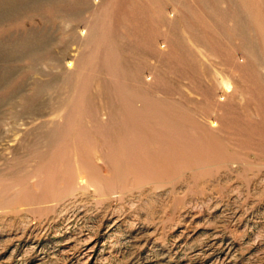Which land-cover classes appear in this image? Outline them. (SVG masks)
<instances>
[{
    "label": "rangeland",
    "instance_id": "obj_1",
    "mask_svg": "<svg viewBox=\"0 0 264 264\" xmlns=\"http://www.w3.org/2000/svg\"><path fill=\"white\" fill-rule=\"evenodd\" d=\"M0 264H264V0H0Z\"/></svg>",
    "mask_w": 264,
    "mask_h": 264
},
{
    "label": "bare ground",
    "instance_id": "obj_2",
    "mask_svg": "<svg viewBox=\"0 0 264 264\" xmlns=\"http://www.w3.org/2000/svg\"><path fill=\"white\" fill-rule=\"evenodd\" d=\"M28 1V0H27ZM14 6V5H13ZM10 7V6H9ZM15 7V6H14ZM24 7V6H23ZM7 8V7H6ZM15 9V8H14ZM15 11V10H14ZM6 13V12H5ZM14 15V14H13ZM8 17V16H7ZM34 50V49H33ZM72 67V66H71ZM220 103V102H219ZM212 129L215 127L212 126ZM84 133V132H83ZM82 133V134H83ZM104 142V141H103ZM78 164V163H77ZM79 166L75 167L74 174H73V183L79 188H89L91 187V177L87 173L86 170L78 168ZM40 179V178H39ZM95 187V186H92Z\"/></svg>",
    "mask_w": 264,
    "mask_h": 264
}]
</instances>
